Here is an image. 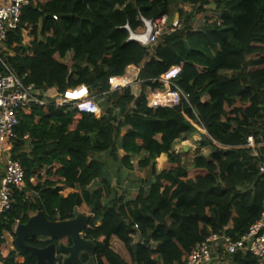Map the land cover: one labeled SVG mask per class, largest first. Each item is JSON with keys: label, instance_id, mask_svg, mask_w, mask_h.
Masks as SVG:
<instances>
[{"label": "trees", "instance_id": "trees-1", "mask_svg": "<svg viewBox=\"0 0 264 264\" xmlns=\"http://www.w3.org/2000/svg\"><path fill=\"white\" fill-rule=\"evenodd\" d=\"M174 12L179 27L155 45L129 40V30L144 31L142 17L167 15L170 25ZM6 46L13 53L7 62L25 84L60 94L84 86L103 100V111L76 117L75 106L51 99L17 110L10 153L23 168L25 187L12 188V206L0 214L2 248L3 231L14 239L13 226L30 213L42 211L49 220L82 214L83 236L94 248L80 256L81 264L89 257L94 264H172L211 233L239 238L264 211V0H29ZM180 62L174 82L185 97L173 107H149L147 94L163 89L161 75ZM130 65L139 67L138 94L130 85L110 91V78ZM201 131L210 154L184 166L174 143ZM26 134L31 150L22 149ZM248 136L263 142L256 155L245 146ZM100 153L125 174L151 166V178L119 193ZM53 163L60 164L59 180H31ZM137 236L143 243L134 251ZM53 242L59 243L26 240L34 247ZM13 245L2 264H36L31 251ZM229 260L259 263L243 251Z\"/></svg>", "mask_w": 264, "mask_h": 264}, {"label": "built area", "instance_id": "built-area-1", "mask_svg": "<svg viewBox=\"0 0 264 264\" xmlns=\"http://www.w3.org/2000/svg\"><path fill=\"white\" fill-rule=\"evenodd\" d=\"M29 0H0V157L4 158V173L0 180V214L9 210L12 206V188L22 189L25 187L24 171L17 159L11 156L10 150L17 139L16 127L19 124L17 110L28 107L31 104L42 106L47 104L46 91L36 87L32 83L25 84L23 80L10 68L7 56L10 50L6 46L8 34L17 29L23 6ZM57 19V16H53ZM144 24V31L134 33L129 30V40H133L143 46H152L157 43L159 36L166 31H172L179 27L174 24L168 26L167 15H161L154 19L141 18ZM9 54V55H8ZM183 67V62L170 67L160 79L163 82L162 93L167 97L166 107L175 106L182 92L176 87L175 80ZM114 91L118 88L128 86L130 81L122 76L110 78ZM84 86L67 89L63 94L57 93L53 97L56 105H73L77 109V115L90 113L95 116L102 114V108L98 99L90 96L85 88V94L79 98H69L68 92L79 90ZM81 92H78V94ZM184 96V95H183ZM185 97V96H184ZM165 102V101H164ZM28 139V135L23 136ZM263 143V142H262ZM262 143H257L253 136H248L246 147L252 149V154L256 155L255 148ZM10 153V157L7 156ZM260 171H264V166H260ZM32 180V179H31ZM137 228V225H134ZM238 251L249 253L258 261H264V211L261 213L249 230L233 240L224 230L211 233L205 239L196 243L192 252L182 262L172 264H208L213 258H217L220 264H229V258ZM5 249L0 244V264L5 255Z\"/></svg>", "mask_w": 264, "mask_h": 264}, {"label": "water", "instance_id": "water-1", "mask_svg": "<svg viewBox=\"0 0 264 264\" xmlns=\"http://www.w3.org/2000/svg\"><path fill=\"white\" fill-rule=\"evenodd\" d=\"M187 151V149H185ZM10 157V153H7ZM87 228L86 217L77 214L69 220H49L42 211L29 217L25 224H17L13 230L14 243L21 248L31 251L36 257V264H57L58 254L61 253L62 264H81L80 256L90 254L94 245L84 238ZM50 238L59 243H50L44 247H34L26 243L32 238ZM143 243V238L131 244L135 251L138 244ZM87 264H94L89 260Z\"/></svg>", "mask_w": 264, "mask_h": 264}, {"label": "crops", "instance_id": "crops-1", "mask_svg": "<svg viewBox=\"0 0 264 264\" xmlns=\"http://www.w3.org/2000/svg\"><path fill=\"white\" fill-rule=\"evenodd\" d=\"M186 6L192 8V5H189V4H184L183 8ZM184 11H187V10L184 9ZM175 14L176 15H174V18L171 20V24L168 25L169 27L174 25V24L179 25V14L178 13H175ZM172 31H174V30H172ZM12 54L13 53L10 52V55H12ZM138 73H139V67L134 66V65H130L126 68V71H125L124 75L122 76V77L127 78L130 81L129 85L132 87V89H135V90H132L135 95H137L138 91L140 90V85L138 82ZM164 90L165 89H160V90H157L156 92L147 94V97H146L147 105L149 107H154V108L166 107L167 99H171L173 96L167 97L165 93L164 94L162 93ZM46 92H47L46 93V97H47L46 100L47 99L53 100V97H55L56 94L58 93V91L55 88L48 89ZM156 94L159 96V102L158 103H156L152 100L153 96ZM208 99H209L208 95H203L201 98V101L206 102ZM98 101H99L100 106H102L103 100L98 99ZM79 116L80 115L76 114V117H79ZM194 135L195 134H193L192 136H194ZM24 140H25V143L22 145V149L31 150V145H30L31 139L28 138V139H24ZM181 148H183L184 151H185V149L188 150L187 146H183ZM174 151L177 152V150H175V149H174ZM119 154L123 155L124 151L122 149H119ZM97 157L104 161L106 173L111 178V186H112V188H115L116 190H118L119 193L121 192V190L129 192V191L137 188L145 180H148L151 178V173H152L151 166H148V167L140 169V170H133V171H130L128 173L126 172V174H125V171L123 169H117L116 166L114 164H112V162L109 160L107 154L100 153L97 155ZM161 159H164V157L162 156ZM51 167H52L51 171L48 172L49 167L46 166L43 170H41L39 172V174H38L39 176L36 175L32 178V181L35 182L37 180L38 182L42 183L45 180H51V181L59 180L60 177L55 174V171L60 168V164L53 163V166H51ZM157 167H158V164H157ZM3 173H4V158H3V156H1L0 157V180H1ZM78 189H79L78 187H75L74 189H67L65 191H61L60 193L63 195H67L69 193H73L75 190H78ZM26 196L29 199H34L36 197V194L34 191L28 190L26 192ZM34 214H36V213H30V216H32ZM75 215H77V214H75ZM16 225H17V223L13 226V230H14ZM3 236H4V239L6 242L5 243L6 248H5L4 253H5V255H8L11 251L14 250V245H13L14 239L12 238L10 233H7L6 231H3ZM45 239H50V238L38 237V240H45ZM139 239H140V237L137 236L134 239V242L138 241ZM89 260H92V262H93V259H91L89 257L87 263L89 262ZM208 264H220V261L217 258H213ZM229 264H236V263H232V261H229ZM258 264H264V261H259Z\"/></svg>", "mask_w": 264, "mask_h": 264}, {"label": "rangeland", "instance_id": "rangeland-1", "mask_svg": "<svg viewBox=\"0 0 264 264\" xmlns=\"http://www.w3.org/2000/svg\"><path fill=\"white\" fill-rule=\"evenodd\" d=\"M181 8L184 10H187V12L191 11L192 8L191 7H184L183 8V5H181ZM211 7L208 6L207 7V10L210 9ZM176 12H174V15ZM174 15L173 17L170 19V21L174 18ZM132 90H135V89H132ZM202 134H205L204 131H201L199 133H196L194 136H190L189 139L187 140H177L175 143H174V149L177 150V152L180 154L181 156V161H182V164L184 166H190L193 158L198 155V154H204V155H209L210 154V149L209 147H202L200 142L201 140L203 139V135ZM183 146H187L188 147V150L187 151H184Z\"/></svg>", "mask_w": 264, "mask_h": 264}, {"label": "bare ground", "instance_id": "bare-ground-1", "mask_svg": "<svg viewBox=\"0 0 264 264\" xmlns=\"http://www.w3.org/2000/svg\"><path fill=\"white\" fill-rule=\"evenodd\" d=\"M78 92H81V93L78 94ZM85 92L86 91H85V88L84 87L80 88L79 90L77 89L74 92L72 90H70L68 92V97L69 98H74V97L79 98V97L83 96L85 94Z\"/></svg>", "mask_w": 264, "mask_h": 264}]
</instances>
